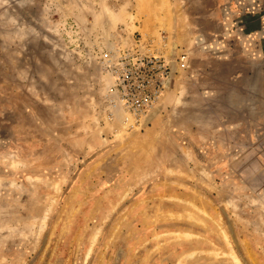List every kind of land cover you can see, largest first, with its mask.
I'll use <instances>...</instances> for the list:
<instances>
[{
    "label": "rangeland",
    "instance_id": "1",
    "mask_svg": "<svg viewBox=\"0 0 264 264\" xmlns=\"http://www.w3.org/2000/svg\"><path fill=\"white\" fill-rule=\"evenodd\" d=\"M243 2L0 0V264H264V33ZM220 22L241 96L195 109L188 69L150 126L116 136L97 47L165 37L176 63Z\"/></svg>",
    "mask_w": 264,
    "mask_h": 264
},
{
    "label": "built area",
    "instance_id": "2",
    "mask_svg": "<svg viewBox=\"0 0 264 264\" xmlns=\"http://www.w3.org/2000/svg\"><path fill=\"white\" fill-rule=\"evenodd\" d=\"M165 40L162 37L158 48L153 39L135 34L123 43L96 46V59L108 80L103 102L110 122L118 120L128 130L150 126L170 90L171 73L175 78L189 69V54L184 51L172 70Z\"/></svg>",
    "mask_w": 264,
    "mask_h": 264
},
{
    "label": "crops",
    "instance_id": "3",
    "mask_svg": "<svg viewBox=\"0 0 264 264\" xmlns=\"http://www.w3.org/2000/svg\"><path fill=\"white\" fill-rule=\"evenodd\" d=\"M221 18L224 20L223 16ZM222 23H216L217 26L214 25L209 30L198 31L194 29L196 34L194 36V33H192L188 47L178 45L182 52L188 50L189 71L195 75L193 83L198 85L199 89H205V92L202 93L203 101H200L197 95L193 96V102L199 105L195 109H205L206 113L211 115L225 113L223 109L231 106L229 102H233L234 99L237 100L241 96L238 90L243 86L241 76H234L233 74L237 73L240 67H244L245 61L239 58L238 49L233 48V46H236L234 45L236 41L230 36L232 33ZM228 39L231 41H228ZM199 68H204L205 80H202L203 73L199 72L201 71ZM242 78L245 81L247 77L243 74ZM248 79L252 80L251 78ZM253 79V87H255L257 79ZM223 81H226L227 86L224 91H220L219 85ZM234 108L239 109L238 106H234Z\"/></svg>",
    "mask_w": 264,
    "mask_h": 264
},
{
    "label": "flooded vegetation",
    "instance_id": "4",
    "mask_svg": "<svg viewBox=\"0 0 264 264\" xmlns=\"http://www.w3.org/2000/svg\"><path fill=\"white\" fill-rule=\"evenodd\" d=\"M244 2L241 4L243 6L245 5L246 12L243 14L240 23H242L244 29H249L250 24L254 23L253 27L255 28V32L257 34H263L264 26L261 27V24H264V0H244ZM251 3H254V5L248 7Z\"/></svg>",
    "mask_w": 264,
    "mask_h": 264
},
{
    "label": "bare ground",
    "instance_id": "5",
    "mask_svg": "<svg viewBox=\"0 0 264 264\" xmlns=\"http://www.w3.org/2000/svg\"><path fill=\"white\" fill-rule=\"evenodd\" d=\"M181 2H183L182 0H180ZM178 3H180V2H178ZM180 8V7H179ZM174 56H175V53L172 51L171 52V54H170V56H168V60H169V64H170V66L172 65V67H173V62H174ZM171 77H172V73H171ZM170 77V80H169V84H168V88H171L172 87V85H173V83H174V81H175V79L172 77L171 78ZM183 84V83H182ZM184 85V84H183ZM183 85H181L182 87H183ZM179 86V85H178ZM181 86H180V88H181ZM180 88H177V90H179ZM173 89H171V90H169V91H172ZM176 91V90H175ZM182 91H184L183 89L182 90H180V93L182 92ZM173 92H174V90H173ZM185 92H183L181 95H183ZM166 94V93H165ZM171 94V92H169V94L168 95H170ZM176 95V94H175ZM175 95H174V97L173 98H171V96H168V97H170L171 98V101H172V99H174L175 98ZM166 96V95H165ZM176 98L178 99V97L176 96ZM180 98H181V96H180ZM170 99H168V101H169ZM175 101V100H174ZM177 101H178V103L180 102V100L178 99V100H176L175 102L177 103ZM171 103H173V101L171 102ZM168 105H169V102H168ZM171 110V109H170ZM174 110V109H173ZM175 114V113H174ZM168 116V115H167ZM170 117V116H169ZM114 122V121H113ZM112 122V123H113ZM111 123V124H112ZM117 123H118V121H117ZM120 122L118 123V124H116V125H119L120 126ZM119 126H115V127H119ZM113 127H111V130L113 131ZM124 131H127V129L121 124V127H119V128H116L115 129V134H116V136H123V134L124 133H126V132H124ZM114 134V135H115ZM206 178V177H205ZM200 212H201V210H200ZM206 215V214H205ZM208 216V215H207ZM182 236V235H181ZM222 236V235H221ZM225 237H226V239L227 240H229L228 239V237H227V235L225 234ZM227 243V242H226ZM233 259H234V261L236 262V264H242V262L240 261V259H239V257L234 253V251H233Z\"/></svg>",
    "mask_w": 264,
    "mask_h": 264
},
{
    "label": "water",
    "instance_id": "6",
    "mask_svg": "<svg viewBox=\"0 0 264 264\" xmlns=\"http://www.w3.org/2000/svg\"><path fill=\"white\" fill-rule=\"evenodd\" d=\"M172 70L174 71L175 70V63L173 62V67H172ZM254 79L250 80V81H253ZM254 83V81H253Z\"/></svg>",
    "mask_w": 264,
    "mask_h": 264
}]
</instances>
